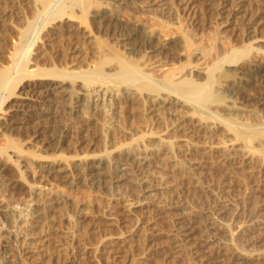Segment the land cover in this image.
Wrapping results in <instances>:
<instances>
[{"label":"rangeland","instance_id":"rangeland-1","mask_svg":"<svg viewBox=\"0 0 264 264\" xmlns=\"http://www.w3.org/2000/svg\"><path fill=\"white\" fill-rule=\"evenodd\" d=\"M9 1L10 0H4L0 2V9L3 7L2 10L7 12L4 18V22L0 26V60H1L0 62L3 66L4 65L8 66L9 64V60H8L9 54L8 53H10L11 50L12 51L14 50L16 46L15 43H17L18 41L19 33L17 30H20V28L23 29L25 27L26 19L30 20L31 19L30 17H32V12L26 9L27 8L26 2H23V4L21 3L17 5V4H14L13 1L12 2L11 1L9 2ZM2 3L4 5H2ZM80 3L82 5L79 4L80 6L79 5L77 6L80 8L68 9L67 10L68 14L67 13L65 14V17H63L60 20L61 22L57 20H55L56 22L55 21H53V23L51 22L50 23L51 25H49L48 28H46L48 30L44 31L40 35V37L37 38L36 44L32 48V53L30 56L31 63L29 62L30 66L28 68L29 70L32 71V67H33V70L36 71V72L32 71L31 72L33 73L32 75L28 74L31 79H29V76H26V75L20 76V74L15 73V72L12 74V85L14 82L13 86H15V88H13V86L11 85V88L13 89L12 90L10 89L9 90L10 92L8 91L5 94V98L6 97L7 98L6 99L3 98V104H4L3 110L6 111V113L10 112L11 110L9 109H13V104L14 106L18 105L23 100V101H26L28 106H25V108L23 106H22L23 108L19 106V108L21 107L22 109L21 112H25L27 114L34 115V116L36 115L38 117L40 116L41 118L39 117L40 121L37 120L38 123L36 122V124L35 122L21 124L19 125L18 128H15V129L6 130L7 128L0 127V149H4V151H7L6 154L9 153L7 155L14 156V157L10 156L11 158L9 157V161H7L9 167L11 166V170L9 168L6 170H3L2 173H4V176L3 177L1 176L2 177L1 179L9 180V178H12V177L15 179L19 178V181H20L19 183L21 184V185L19 184L20 186H17L16 189H11L10 187L3 188L2 186H0L1 189L3 188L1 190L2 192L0 193L1 194L0 201L2 200L5 202L28 201L30 200V193L32 192V189H40L39 191H41V197H43V199H46L49 196L48 194H46L48 193V190L45 189L43 180H41L40 178H37L36 180L31 179V177L30 176L28 177L27 175H25V173H23L21 168L17 165L15 158L18 156V154L23 155L25 156V158H28V159H32V160L35 159L33 164L37 165L38 162L36 161L38 157L40 158V156H45V155L49 156L50 159L51 158L56 159L59 156V158H57V159H61L59 161L69 162L70 159H73L76 154L78 156H80L81 154H86V155L88 154L98 155L99 154L98 156H100L99 152L101 153L103 152L101 156L106 157L105 156L106 153L104 152L106 150L111 151L114 148L111 152V153L114 152V154H111L110 152L107 153V155L110 154L108 155L110 157L107 156V159L108 158L111 159L112 156H113L112 158L114 157L118 158L121 155L120 151L118 152L115 149L116 147L121 148L122 146V149H121L122 153L127 149L131 150L132 148L135 147L134 149H132V152H131L132 155L135 157H137L140 154V148H141V155L142 153H146L147 150H148L147 153L152 154L151 156L152 160L150 158L151 163L145 166H137L138 164L135 161H129L131 162L129 164L130 165L129 167H131L130 171H132L133 176L130 174L131 177L128 176L127 178L129 181L128 180H126L127 182L124 181L123 189L121 190V195L127 192L125 194L126 196L129 195L127 196V200H130L133 203L134 201L138 202L139 200L140 201L138 202L139 204L142 202L141 198L143 199L145 198L144 199L145 201L143 200L144 202H142L143 204L141 203L140 206L145 205L148 202V201L146 202V200L149 197L150 198L152 197V199L153 198L155 199V201L153 199V202H155L154 204L158 202L157 200L160 201V199L163 197L162 198L163 200L161 199V204L162 202L163 203L165 202L166 205L163 204L165 205V207H163L162 205H160L159 202L157 203L159 204V206H161V208L159 207L161 211H159V209L157 208L154 209L155 211H153L151 210L152 208L151 209L149 208L150 210H148L147 207H137L139 211L136 209L137 211L135 210L134 214H136V212H139L141 216H144V215L148 217L152 216L154 222L156 223L159 221L160 225L162 226L161 228H158L160 225L157 223L156 226L158 229L162 230L163 228L164 232L169 230L171 231L170 232L171 234L172 229H170V227L171 228L175 227L174 226L175 223L173 225V222L176 219H178L179 216H183L182 213H184L185 216L183 217L189 218L190 216V219L194 218L195 220L196 219L197 220L199 219V221L202 220V222L199 225L203 228L205 232L203 234V237L198 235L196 239L189 242L188 247L186 246L187 248H185L184 250H180L181 253L179 252V250L178 251L176 250L177 248H175L174 250L173 247L171 246L170 248L173 249V253L170 256V253L172 252V250L168 248L169 251H167L166 256H165L166 260L164 259L165 260L164 261L163 260L164 257L160 256V259L161 258L162 259L161 260L158 259V260L160 261L163 260V261L162 263L159 261V263L163 264L164 262L165 264H168V263L169 264H210L209 261H205V257L207 254L206 253L207 243H209L210 245L216 244V242L219 241V239L223 237L222 226L227 223L231 224L232 230L234 233L238 234L242 232L246 236L247 240H244L243 238H241L240 241H242L243 243L239 242V245L243 249H245L246 252L250 254L258 255V253L264 249V225H263L264 224V159H263L264 155L262 154L263 156H261L260 155L261 152L259 154L257 150L255 151L256 154H254L253 151H248V152H251L252 154L250 153L249 155L250 158L249 160L247 158L248 161L246 160L247 161L246 164H244L243 162L242 164L241 161L239 160L237 161L235 159H232L231 158L232 156L229 153L232 151L231 146H233L232 145L233 142H234L233 144L235 145L236 139L233 140L235 137H232L234 134L233 133L229 134L223 128L224 126L219 127L216 125V123H214V121L207 123L212 128L210 129L207 127L208 129L203 130L205 133L204 132L189 133L188 132L189 130H187V127H188L187 122L183 121V120L186 121V118L182 117V115L186 113L185 111L186 109L181 106L180 107L172 106L173 108V109L171 108L172 111H167L166 113L162 115L163 120L162 119H160L159 121L154 120L152 117H150L151 115L148 114V111H147V107H148L147 99L150 97V95L148 94L147 95L143 94L144 96L142 95L143 97H140V98L136 97L137 99L135 98L132 101L124 100V102H121L120 104V106L122 105L119 108L120 110L119 109L114 110L115 106L117 105L116 104L117 99L119 97L125 96L126 94L123 95V93H120V92L119 94H117L118 91L116 92V90H113V91L111 90L109 91L110 94L112 92L111 95L109 94L110 97L107 95L105 100L102 101L103 102L101 104L102 107L100 106L97 109H92L93 107L92 100L94 98V95L92 93L93 90L91 88L97 86L98 82L95 81L94 84L93 83L90 84L88 82V86H89L88 88L86 86L87 81L84 79H81L79 75H78V78H79L78 79L79 81H78L77 75H76L78 73L85 72V70L88 71V68H90V70L93 69L92 67L95 66L96 63L99 61L98 58L100 60L102 59L101 56L103 57L104 55V54L103 55L101 54L102 52L107 55L109 52L111 53V55H112V52L114 54L116 53L120 54L122 52L120 55L123 54L122 56H125L126 58L128 57L129 58V59L127 58L128 60L132 58L131 56L130 58L129 56L125 55L126 53L124 52V49L121 48L122 46L119 45L120 47L119 48L117 43H114L115 40H114L113 33L114 31H118V29H120L119 25L116 26L114 24L115 20L111 21L110 23V20L107 19V23L110 24L111 27L109 25L104 26V27H97L99 25L94 26L91 23V20L88 14V9L90 8L91 10L94 7V5L96 7V5L105 4V6L110 8L109 10L112 11V13L115 12V15L118 16V19L120 18L118 22L120 24H123L126 30L130 29L131 27L130 30L134 31L137 26L138 27L136 28V30L144 31L145 29V31H147L146 32L147 36H150L151 38L147 37L145 35L146 33L144 35H140L139 39H137L140 45H147L149 41L151 42H149L148 45H152L157 41L159 42V40L165 41V39L173 41V44H174L173 52L175 56L177 55L175 58L178 59L179 62H183L185 60L184 61L185 63L187 61V56H188L187 54L189 53L188 52L189 49L187 46V40L199 42L201 44H205V43L208 44L209 42H211V38H213L215 32L218 31L219 45L221 47H227L231 44H239L242 39H246L248 36L244 34V32L240 30L239 28H234L233 26L227 27L225 24L222 23L224 17L218 15L220 0H122V2L117 1V0H107V2L106 0H81ZM107 3L111 5L109 6ZM185 6H188V7L190 6L191 8L188 11H184L183 7ZM11 7L13 9H11ZM84 8H85V11H87L86 13L82 12V9L84 10ZM79 9L81 11H79ZM2 10L0 11L3 12ZM71 10H73V12ZM70 14L71 15L73 14L74 16L76 15L75 18L77 19V20L75 19V22H72V24L68 22V18H67V17H70ZM263 15H264V11H263ZM132 20H135V21L132 22ZM65 21H67L68 24ZM9 22H12V23H9ZM6 23H7V26H6ZM8 24L15 25L14 27L15 29L13 30L12 28H10ZM59 24H62L63 31L54 29V27H56ZM79 24L84 25L85 27L87 25L88 26L93 25L95 28L93 26L92 27L90 26V27L92 28L93 31L96 32V35H98L97 39L99 41L95 40L96 42L95 41L94 42L96 44L94 42L88 43V40H85V38L82 37L80 33H78L80 35L79 37L77 35V32L74 31V28H73ZM113 27L116 30L113 29ZM99 28H101V30ZM96 29L100 30L101 32ZM107 29L110 30L108 33H107L108 31ZM150 31H152V33ZM106 34L109 36H107ZM152 34L153 36H151ZM112 35H113V39H111ZM144 36L148 39H146ZM176 40L178 41L177 43H176ZM13 41L15 43H13ZM112 45H114L115 47H113ZM109 46L113 47L114 49H111ZM97 47H100V48H97ZM102 47L105 49L102 50ZM155 55H157V57H160V54L159 55L155 54ZM134 57L137 60L141 59L140 62L135 61ZM134 57L132 58L131 62L132 61L133 63L138 62V63H135L137 65H142L143 61H145V59L140 58V56L139 57L134 56ZM181 58L184 60H182ZM99 63L100 62L97 63V66ZM109 65L111 66L110 67L107 65L105 66L111 70L115 68L116 64H113V66L112 64H109ZM97 66H95L94 68H96ZM57 67L62 68L60 70H66L68 72H72L75 69H76L75 71H77V72L75 71L72 72L76 76L75 78L76 82H75L74 76H71V78L68 77L66 80L67 81L66 87L67 88L69 87L68 89L70 91L69 92L70 95L72 93H73L72 94L73 96L74 94L76 95L75 97H72L71 95L72 98L71 97L70 98L72 100L69 98L70 100L68 99L67 100L68 102L62 101V104H61L62 106L56 105L58 104L57 96L54 93L55 91L48 90V84H45L43 82L44 81L43 78L45 76H41V77L39 76V73H44L43 72L44 70L45 72H47V69L49 70V69L55 68L58 70L59 68ZM106 67H104L105 70H108ZM17 76L21 78H17ZM83 81L85 82V85L83 84ZM30 89H33V90L31 91ZM260 92L261 91H259V94ZM11 93L13 95H11ZM91 93L92 95H90ZM243 93H241L240 99H238V101L234 104L231 103L229 100H225V102H223V100H221L222 94L219 93L218 95L219 99H217L219 100V102H216L217 101L216 100L215 101L216 105H214L213 108L215 107V108L220 109L219 111L221 112V114L224 115L225 113L226 117H228L227 115L230 114L229 117L231 116V118H234L232 115L235 114L234 115L235 120L239 119L238 122L239 121L249 122V120H251V122H254L253 120L254 117L253 115L252 117L250 116L251 113H249L250 111H247L248 110L247 108L251 107V109L249 108V110L260 111L261 106L260 104L256 103L255 100L248 99L250 98V96L246 92L244 94ZM19 94L22 96H20ZM26 94L28 95L27 97H25ZM76 96L80 97L81 102L83 104L82 106L75 108L76 101H77ZM89 96L92 98H90ZM22 97H25V98H22ZM87 98L88 99L90 98L92 101V103L89 102L90 105H88L89 103H88ZM94 99L96 100V97ZM70 101L72 102L74 101V102L71 103ZM63 104L66 107H64ZM111 104L112 106H110ZM230 104H233V105H230ZM72 105H73V108H72ZM255 107L256 108L258 107L257 108L258 110H256ZM70 111H74V112H70ZM115 111L117 112V114L113 113ZM173 111L175 113H173ZM169 112H172V113H169ZM230 112L233 114L231 115ZM260 112H261L260 114L262 118L264 119V110ZM188 115L190 117L191 116L194 117L193 115H191V113ZM236 115H237V118H236ZM0 116H2V114ZM181 124H183L182 128H180ZM62 130L64 131L62 132ZM45 132H46L45 135L46 136L49 135L51 141L55 140L54 142H52V145H50L52 147L49 146V148L47 147L46 150L43 149L41 146L40 147L37 146L38 144L42 145V141L41 140L38 141V139L36 140L34 137V135L36 136V135H41V134L45 136L44 135ZM153 132H155L156 134ZM51 133L52 135L53 134L55 135L56 133L57 136L56 135L52 136ZM143 134L146 136H144ZM160 134H162L161 137H160ZM51 137H53L54 139H52ZM162 138L164 139L162 140ZM59 139H63L62 140L63 142L62 143L57 142L59 141ZM34 141L35 143L36 141H38V143L35 144ZM76 142L78 144L77 146L78 148L75 147ZM226 142L227 143L229 142L228 145ZM236 142L239 143L238 140ZM32 143L34 146H32ZM238 143L236 145H238ZM255 143L256 144H254V147H256L257 145L256 148H259L258 142L256 141ZM131 144L132 145L136 144V145L132 146ZM141 144L143 146H141ZM211 144L212 146L213 145L215 146L213 147L214 149L212 148L213 149L212 151H209L210 152L209 153L208 150L210 149H207L208 148L207 146L208 145L211 146ZM58 145H59V148H58ZM137 145H140L141 147L140 146L137 147ZM36 146L38 147V149ZM128 146L130 147L132 146V147L128 148ZM144 146H148V147H145V149L147 148L145 152L143 151L145 150ZM224 147L226 150L224 149ZM104 148L106 150H104ZM123 148L125 149L124 151H123ZM134 150H137L139 152H135ZM248 152L246 154L247 157H248ZM16 153L18 154L16 155ZM155 155L158 158H156ZM60 156H62L63 158ZM153 160H155V162H153ZM12 168L16 169L15 173L14 172L12 173ZM7 171L9 175L5 174L7 173ZM7 176H10V177L8 178ZM129 177L132 178L133 180L135 178L137 181H140L141 179H146V180L150 179L151 181L147 180L148 184L152 185V187L154 188L155 187L157 188V189L153 188L154 193L157 190V194L153 195V193H149V195L151 194V196L146 197V195L148 194H145V192L144 193L140 192L141 191L140 187H138L133 181H131L132 179H129ZM33 182H35V184H33ZM53 187L59 189L58 191L64 192L71 196L78 197V199L80 198L81 199L80 201L83 202L84 211H82L83 206L80 209L76 208L77 210H73L75 207H72V205L71 206L65 205L66 207H69V209L64 206H61L63 207V209L61 208L62 210L61 209L60 210L63 211V213L67 212L66 216H65V213L63 215L62 212L60 213L58 211L60 213L59 215H61L60 218L57 217L58 216V212H57V214L55 215L56 217H53L52 220H48L47 223L42 225L43 227L41 228L34 227L33 231L35 234L32 236L30 240L32 242H36L39 240L40 242L37 244V246H39L40 243H44V245H46L44 250H46L47 248V250L44 251V253L45 252L48 253L49 251L50 252L48 256L46 254H44L43 256L39 254L40 255L39 256L37 254L39 250H35V252L32 255V258L28 259L29 260V261L27 260L28 263L26 262L25 264H57L58 262L56 261L57 259L56 257H58V254L60 253V251H58L59 244L64 243V245H68V246L74 245L76 247L79 245L78 247H80L82 245L81 242L86 243L87 241H94L96 237L101 236L100 232L103 234V231H104L105 233V229H103V227L105 226L106 219H104V217L110 212H118L120 210L119 201L113 204H109V202L107 203L105 199L101 198V196L98 194L97 191L93 190L92 188H88V186L86 187L85 185L83 187L81 186L77 190H70L66 187H63L57 184H54ZM53 187H50V188L52 189ZM136 191H138V193ZM134 194L136 195L135 196L136 198L140 194L141 195L138 197V199H136L134 198ZM158 194L159 195L161 194L160 195L161 198ZM125 195H123V198H125ZM142 195L145 197H142ZM242 195H244V198L246 199V202H247L246 207L244 209L242 208V206L239 204L237 200L238 197H241ZM128 197L131 199H129ZM150 198H149V201H151ZM169 202H171V204ZM176 206H178V209ZM170 207H173V208H170ZM144 208H146V210H148L147 212L149 213H146ZM163 208L164 209L166 208L167 211L169 210L172 213L167 212L166 210H163L162 212ZM156 210L158 214L155 213ZM76 211H79V212L76 213ZM80 211H81V214H79ZM99 211H100V214H102V212L104 213L102 214L104 217H101V215L98 214ZM179 211L181 215H179L180 214ZM74 212L76 213L77 217L74 215ZM83 212L86 214L82 215ZM144 212L145 214H143ZM173 212L174 214H177L176 216H174L175 220H174V217L172 218L171 216V215H174ZM139 213L137 215H134L133 217L135 216L139 217L140 216ZM69 214H71L72 216L74 215L73 219L74 217H76V219H78L79 222L81 221L82 223H79V222H77L79 224H77L76 222H75L76 224L74 222L70 223L71 221L70 219L72 216L70 215V218H69L68 217ZM90 214L91 215L94 214L96 216L91 217ZM79 215H81L82 218L81 216L79 217ZM161 215L162 216L164 215V217L166 216L165 219L164 217L162 218ZM155 216H156V219H154ZM64 218L67 220H64ZM83 218L87 220L85 221ZM98 218L100 220H98ZM166 218H167V221H166ZM56 219L57 221H55ZM68 219L70 220L69 222H68ZM90 219L92 222L88 221ZM101 219H104V220L102 221ZM170 219H173V220H170ZM168 220H170V223L172 224H170ZM94 221H97V223ZM57 222L59 224H57ZM79 225L80 227H78ZM73 227L75 230L73 229ZM71 231L73 233L75 232V234H73ZM163 231L162 233H164ZM168 232H165L162 235V236L167 235L166 236L167 238L165 236L162 237L161 236L162 233H161L157 241L159 240L158 242L161 243L160 241L163 239L165 241L162 240L163 241L162 243L166 242L170 238L168 237L170 236L168 235L169 234ZM67 234H69L70 237ZM78 234L80 235V237ZM72 235H76L75 237L77 238H75ZM89 237L92 240H90ZM85 238H87V241ZM2 241L3 240L0 239V242ZM16 254H17L16 245H13L11 248L8 247L6 254L4 253V257L7 259L6 264H17L18 257L16 256ZM0 256H1V253H0ZM49 256H51V258ZM48 258H50L51 260ZM168 258H170L169 259L170 261L168 260ZM81 260L82 262L84 261L83 264L84 263L87 264L88 262H89L88 264H92V262L89 261L87 258H82ZM94 264H98V263H94Z\"/></svg>","mask_w":264,"mask_h":264},{"label":"bare ground","instance_id":"bare-ground-1","mask_svg":"<svg viewBox=\"0 0 264 264\" xmlns=\"http://www.w3.org/2000/svg\"><path fill=\"white\" fill-rule=\"evenodd\" d=\"M2 1H4V0H0V2H2ZM10 1L11 2L13 1V3L17 4V5L21 4V3L23 4V2H26V4H27L26 9H28L29 11L32 12V17H30L31 18L30 20L26 19L25 27L23 29L20 28V30H17L19 33V36H18L19 38H18L17 43H15L13 41V43H15L16 46H15L13 51L11 50V52L8 53L9 54L8 55V60H9L8 66H5V65L3 66L0 62V115L2 114V116H0V119H1L0 127L7 128L6 130L18 128L19 125H21V124L33 123V122H35V124H36V122L38 123L37 120H39L40 116L38 117L36 115L34 116V115L27 114L25 112H21L22 106L24 108H25V106H28L26 101L22 100V102H20L18 105H15V106L13 104V109H9L11 111L6 113V111L3 110V105H4L3 104V98H5V94L10 89L12 90L13 88H15V86H13L14 82L12 85V74L14 72L20 74V76L21 75L29 76L30 74L31 75L33 74V73H31L32 71H34L33 67H32V71L29 70L28 68L30 66L29 64L31 63L30 62V60H31L30 56L32 53V48L36 44L37 38H39L40 35L44 31L48 30L46 28H48V26L51 25L50 24L51 22L53 23V21H55V20L60 21L63 17H65V14L67 13L68 9L80 8L77 6L79 4H81L80 3L81 0H10ZM117 1L122 2V0H117ZM106 2H107V0H106ZM3 3H2V5H4ZM2 5H1V7H2ZM2 8L0 10H2ZM22 8H23V6H22ZM190 8H191L190 6L189 7L185 6V7H183V10L188 11ZM11 9H13V8L11 7ZM109 9L110 8L105 6V4L104 5L103 4L102 5H96V7L94 5V7L91 10L89 8L88 14H89V18L91 20V23L94 26L99 25L97 27H104V26H108V25L111 27V25L107 23V19L110 20V23H111V21L115 20L114 24L116 26L119 25L120 29L117 28L118 31L112 30V31H114V33H113L114 40H115L114 43H117L118 47H119V45L122 46L121 48L124 49L126 56H129V57L131 56L132 58L134 56H138V57L140 56V58H144L145 61L142 60L143 61V63L141 62L142 65H137L135 63L140 62L141 59L137 60L134 57L135 61H138V62L134 61L135 63H133V61L131 62V60H132L131 57H130L131 59L128 60L129 59L128 57H127L128 58L127 59L125 56H122L123 54L120 55L122 52L120 54L119 53L114 54L112 52V55L110 52L108 53V55L102 52L101 54L102 55L104 54V55H103V57L101 56V58H102L101 60L98 58V60H99L98 62H100L98 64V66H97L98 62L97 63L94 62V63H96V65H95V66H97L96 68H94L95 66H93L92 67L93 69H91V70H90V68H88V71L85 70V72H83V73L76 74L77 80L79 79L78 78V75H79L81 79H84L87 81L86 86L88 88H89L88 82L90 84L91 83L94 84L95 81L98 82V85L95 84L97 86L94 85L95 87L91 88L93 90L92 93L94 95V98L96 97V100L94 98L92 100L93 101V105L91 104L93 106V107L91 106L92 109L99 108L101 106V104L103 103L102 101L105 100L106 96L107 95L109 96V94H110L109 91H111V90L112 91L116 90V92L118 91L117 94H119V92L123 93V95L126 94L125 96L119 97L117 99V101H116L117 105L115 106L114 110L119 109L122 106V105L120 106L121 102H124V100L132 101L136 97L140 98V97L144 96L143 94H145V95L148 94V95H150V97L147 99V101H148L147 111H148V114L151 115L150 117H152L154 120L159 121L160 119H162V115L164 113H166L167 111H172V109H173L172 106H175V107L181 106V107L186 109L185 111H186L187 115L185 113L182 115V117L186 118V121L185 120H183V121L187 122V126H188L187 130H189L188 131L189 133L204 132L203 130H206L208 128L211 129L212 127H210V125H208L207 123L214 121V123H216L217 126H219V127L224 126L223 128L229 134L233 133L235 135V136L234 135L232 136V137H235L233 140L236 139V141L238 140L239 143L235 141V145L238 143V145L235 146L233 144L234 142L232 140L231 141L233 143L230 142L233 145V146H231L232 151L229 153L232 156L231 157L232 159H235L237 161L239 160V161H241V163L243 162L244 164H246V162L250 158L249 155L251 153L248 151H253L254 154H256L255 151L258 150L259 154L261 152V154H260L261 156L264 155V119L262 118V116L260 114L261 113L260 111L264 110V15H263L264 0H220L218 15L224 17L222 23L225 24L227 27L233 26L234 28H239L248 37L246 39H242L239 44H231L227 47H221L219 45V43H218L219 42L218 31L215 32L213 38H211V42H209L208 44L205 43L206 45L201 44L199 42L187 40V46L189 49L188 50L189 53L187 54L188 55L187 61L185 63H184V61H185L184 59L181 58L184 61L179 62L178 59L175 58L177 55L176 56L174 55V52H173V50H174L173 45L174 44H173V41H171V40H167V39H165V41L159 40V42L158 41L155 42L156 44L154 42H152V43H154L152 45H148V43L151 42V41H149L147 43V45H140L138 43L137 39H139L140 35H144L147 31H145V29H144L145 32L141 31V30H136V28L138 26L136 28L134 27L135 28L134 31L130 30L131 27H130V29L126 30L125 26L118 22L120 18L118 19V16L115 15V12L112 13V11H110ZM7 10H8V8H7ZM71 11L73 12V10H71ZM79 11H81V10L79 9ZM82 12L86 13L87 11H85V8H84V10L82 9ZM6 13H7L6 11H3V12L0 11V26L4 22V18L6 16ZM17 14H18V12H17ZM72 15L70 14V17H67V15H66V17L68 18V22H70L71 24H72V22H75V19H76L75 18L76 15L75 16L74 15L72 16ZM134 21L135 20H132V22H134ZM65 22L67 23V21H65ZM9 23H12V22H9ZM127 23H126V25H127ZM81 24L77 25L76 27H73L74 31L77 32V35L79 37H80V35L78 33H80L82 35V37L85 38V40H88V43L94 42L95 40H98L97 39L98 35H96V32L93 31L91 28L93 25L92 26L90 25L91 27L88 25H87L88 27L87 26L85 27L84 25H81ZM6 26H7V23H6ZM8 26L10 28H12L13 30L15 29L14 28L15 25L8 24ZM16 29H17V27H16ZM54 29L61 31L62 30V24L57 25L56 27H54ZM99 29L101 30V28H99ZM113 29H115V28L113 27ZM96 30H98V29H96ZM100 30H98V31H100ZM109 31L110 30H108L107 33ZM94 32H95V34H94ZM150 32L152 33V31H150ZM153 33H154V31H153ZM156 34H157V32H156ZM113 35H112L111 39H113ZM145 35L147 36V33ZM148 35H149V33H148ZM107 36H109V35H107ZM151 36H153V34ZM147 37L151 38L150 36H147ZM146 39H148V38H146ZM177 40H176V43L178 42ZM114 43H112V44H114ZM174 43H175V41H174ZM112 46L115 47L114 45H112ZM100 47H97V48H100ZM104 47H106V46H104ZM113 47H110V48L114 49ZM103 49H105V48L102 47V50ZM111 49H109V50H111ZM155 54H158V55L160 54V57H157V55H155ZM179 58H180V56H179ZM109 64H112V66H113V64H116L115 68L111 69V70L108 69V67H106L105 65L110 67L111 65H109ZM104 67H106L110 71L105 70ZM57 68H59V67H57ZM60 69H62V68H59L58 70L55 68L49 69V70L47 69V72H45V70H44L43 71L44 73H39L40 77L45 76L43 78V80H44L43 82L45 84H48V90H54L55 91L54 93L56 94L57 100H58L57 101L58 104H56V105H58V106H62L61 105L62 101L68 102L67 100L73 94L71 92L72 94L70 95V93H69L70 91L68 89L69 87L68 88L66 87L67 78L68 77L71 78V76H74V79L76 78L75 74L72 73L76 69L75 70L72 69L73 70L72 72H68L66 70H60ZM34 72H36V71H34ZM75 72H77V71H75ZM17 78H21V77L17 76ZM29 79H31L30 76H29ZM22 80H23V78H22ZM75 82H76V79H75ZM83 84L85 85L84 81H83ZM11 85L13 86V88H11ZM30 85H31V83H30ZM30 90L32 91L33 89H30ZM258 90L261 91L260 94H259ZM34 91H35V89H34ZM74 92H76V91H74ZM243 92L244 93L246 92L250 96V98H248V99L255 100L256 103L260 104V106H261L260 111L249 110V108L251 109V107L247 108L248 110L245 108L247 111H250L249 113H251V115H250L251 117L253 115L254 119L253 118L252 119L254 120V122H251V120H249V122H244V121L238 122L239 119L235 120V116H234L235 114L232 115L233 113L230 112L234 118H231V116L229 117L230 114L227 115L228 117H226L225 113H224L225 116L223 114H221V112L219 111L220 109L215 108V107H214L215 109L213 108V106L216 105V102H219V100H217V99H219L218 98L219 93L222 94L221 100H223V102H225V100H229L231 103L234 104L238 101V99H240L241 93H243ZM92 93L90 95H92ZM153 93H155V94H153ZM111 94H112V92H111ZM11 95H13V94L11 93ZM75 95L76 94H74V96L72 95V97H75ZM20 96H22V95H20ZM27 96L28 95L26 94L25 97H27ZM25 97H22V98H25ZM90 98H92V97H90ZM5 99H4V101H5ZM76 99H77V101H76L75 108L82 106L83 103L81 102L80 97L76 96ZM89 99L87 98L88 103L89 102L92 103L91 99H90V101H89ZM66 102H65V104H66ZM70 102L73 103L74 101L73 102L70 101ZM226 102H228V101H226ZM233 104H230V105H233ZM88 105H90V103ZM19 106H21V107L19 108ZM70 106H69V108H70ZM110 106H112V104ZM64 107H66V106L64 105ZM72 108H73V105H72ZM257 108H256V110H258ZM110 109H112V108H110ZM174 110H175V108H174ZM76 111H77V109H76ZM70 112H74V111H70ZM189 112L194 117H192V116L190 117L188 115V114H190ZM113 113L117 114L116 111ZM169 113H172V112H169ZM173 113H175V112L173 111ZM176 113H177V111H176ZM227 113H229V112H227ZM92 114H93V112H92ZM184 115H186V116H184ZM65 118H67V117H65ZM144 118H146V117H144ZM236 118H237V115H236ZM244 118H245V116H244ZM154 120H152V121H154ZM247 121H248V119H247ZM60 122H61V120H60ZM204 125H206V126H204ZM213 125H215V124H213ZM182 126H183V124H181L180 128H182ZM47 129H48V127H47ZM63 129H64V127H63ZM63 131L64 130H62V132ZM42 132H44V131H42ZM46 132H47V130H46ZM46 132L44 133V135L46 134ZM57 132H59V131H57ZM62 132H60V133H62ZM153 133H155V132H153ZM65 134H66V132H65ZM51 135H52V133H51ZM55 135H56V133H55ZM63 136H64V134H63ZM144 136H146V135H144ZM161 136H162V134H160V137ZM34 137L36 140L38 139V141H40V140L42 141V145L38 144L37 146H39V147L41 146L45 150L47 147L49 148V146L52 145V142L55 141V140L51 141L49 135L43 136V134H41V135H36V136L34 135ZM51 138L54 139L53 137H51ZM158 138H159V136H158ZM56 139H57V137H56ZM163 139L164 138H162V140ZM62 140L63 139H59V141H57V140L56 141L62 143L63 142ZM183 140H185V139H183ZM228 140H230V139H228ZM38 141H36V143H38ZM256 141L259 144V148H256L257 145H256V147H254V144H256L255 143ZM34 143H35V141H34ZM228 143H227V145H228ZM136 144H133V145L131 144V145L135 146ZM142 144H143V142H142ZM142 144H141V146H143ZM59 145H58V148H59ZM157 145H158V143H157ZM32 146H34L33 143H32ZM77 146H78V144L76 142L75 147H77ZM138 146H140V145H137V147ZM214 146L215 145L212 146V144H211V146L208 145L207 146L208 148L207 147H205V148L210 149V150H208V152H209V151H212L214 149L213 148ZM50 147H52V146H50ZM129 147L130 146H128V148ZM145 147H148V146H144V149H145ZM105 148H104V150L107 149V148L106 149ZM117 148L118 147H116L115 149L118 152L120 151V153H121V155L118 158L117 157L112 158L113 157L112 156L111 159H109V158L107 159V156L110 155V154L107 155V153H109V152L111 153L112 150L114 149V148L113 149L111 148L112 149L111 151L106 150L104 152V153H106L105 154L106 157L101 156L103 152L102 153L99 152L100 156H98L99 155L98 153H97L98 155L81 154L82 156L81 155L78 156L76 154L77 156L75 155L76 157L75 156H74V158L72 157L73 159H70L69 162H66L64 160H63L64 162L59 161L61 159H57V158H59L58 155H57L58 157L56 158L57 160L54 158H53L54 160L52 158L50 159V157L46 156V155L45 156L39 155L40 158L38 157V159L36 161V162H38L37 165L33 164L35 159H33V160L28 159V158H25V156L19 155L18 153H16V155L18 154V156L15 158V161H16L17 165L21 168L23 173H25V175H27L28 177L30 176L31 179H33V180H36L37 178H40L41 180H43L44 187L46 190H48V193H46V194H48L49 196L46 199H43V197H41V191H39L40 189H32V192L30 193V200H28V201H25V202H19V201L18 202L17 201L16 202H14V201L13 202L12 201L5 202L3 200L0 201V239L3 240L2 242H0V253H1L0 264H6L7 259L4 257V253L6 254L7 248L8 247L11 248L13 245H16V248H17V254H16V256L18 257L17 264H25L28 259L32 258V255L35 252V250H39L37 253L38 255L40 254L43 256L44 254H46L48 256L50 251L48 250L49 251L48 253H46V252L44 253V251L47 250V248H46V250H44L46 247V245H44V243H40L39 246H37V244L40 242L39 240L36 242H32L30 240L32 238V236L35 234L33 231V228L34 227H37V228L43 227L42 225L47 223L48 220H52L53 217H56L55 215L57 214L58 211L60 213L61 212L63 213V211H61L63 209V207H61V206L66 207L68 205H70V206L72 205V207H75L74 209L72 208L73 210H77V209L82 208L83 202L80 201L81 200L80 198L78 199V197L71 196V195L66 194L64 192L58 191L59 189L53 187L54 184L66 187L70 190H77L79 187H81V186L83 187L85 185V187L88 186V188H92L93 190L97 191L98 194L101 196V198L105 199L107 201V203L109 202V204H113L117 201L120 202V210L118 212H110V213L107 212L109 214L106 215V213H105L106 216L104 217L102 215L104 213L102 212V214H100V211H99L98 214H100L101 217H104V219H106V223H105L106 228H105V226L103 227V229H105V233H104V231H103V234L100 232L101 236L97 235L99 237H96L94 239V241H87V238H88L87 237V238H85L87 242L86 241H85L86 243L81 242L82 245L80 247H78L79 245L77 247L74 245L73 246L64 245L63 242H62L63 244L58 243L59 244V250H58V248H57V250L60 251V253L58 254V257H56L57 258L56 261L58 262L57 264H83L85 259L82 262V260H81L82 258H87L89 261L92 262V264H94V263H98V264H153V263H155V264H158L159 261L162 259V258L160 259V256H163L164 257L163 260H164L167 251H169L168 248H170L171 246L173 247L174 250H175V248H177L176 250L177 251L179 250V252H180V250H184L185 248H187L188 243L193 241L194 239H196V237L198 235L203 237V234L205 232H204L203 228L199 225L202 222V220L201 221H199V219L195 220L192 217L194 219L193 220V219H190V216H189V218L183 217V216H185L184 213H182L183 216H179V218L175 220L174 216H176L177 214H174V212H173L174 215H171V216H172V218L174 217L175 221L173 222V225L175 223V225H174L175 227H172V228L170 227V229H172L171 234H170L171 231H169V230L165 231V232L169 231L168 235H170V236H168V237H170V238L167 240L166 239L167 235L166 236L164 235L166 237L165 239L167 240L166 242L162 243L163 241H165L163 239H162L163 241L162 240L160 241L161 243L158 242L159 240L157 241V239H159L158 237L160 236V234L163 231V228H162V230L158 229V228L162 227L160 225L159 221L157 220L158 222L155 223L152 216L151 217H148L146 215L141 216L139 212H136V214H134V211L137 209V207H147L148 210H150L152 208L151 210L155 211L154 209H156V208L159 209V207L161 208V206H159V204H157L158 202L163 207H165L166 204H165V202L164 203L162 202V204H161V199L163 198V197L161 198V196H160L161 194L160 195L158 194L161 198L160 199L158 197L160 199V201L157 200L158 202L156 204H154L155 203V202H153L154 198L153 199H152V197L150 198L149 196H151V194L149 195V193H153V195L154 194L156 195L157 190L154 193V189L156 187L154 188V187H152V185L148 184V181L150 179H147L148 181L146 179H141L140 181H137L134 177H133L134 180L132 178H130L131 175L133 176V174H132V171H130L131 167H129L130 166L129 164L131 163L129 161H135L138 164L137 166H145V165L151 163L150 158H151L152 154L147 153L148 150L146 151V149H147L146 148L145 150H143L144 152L146 151V153H142V155H141V148H140V154L137 157H135L131 153L132 149H134L135 147L132 148L131 150H129V149L125 150L124 149L125 147H124L123 151L124 150L125 151L123 153L121 152L122 146H121V148L119 147L120 149L119 148L117 149ZM37 149H38V147H37ZM224 149H225V147H224ZM116 150H114V151H116ZM137 150H138V148H137ZM137 150H134V151L139 152ZM6 152L7 151H4V149H0V186H2L3 188L10 187L11 189H16L17 186L21 185L19 183L20 182L19 178L15 179L13 177L9 178L10 176H7L9 178V180L8 179H3V180L1 179L4 176V173H2L3 170H6L8 168L11 170V166L9 167L7 161H9V157L12 155H7L9 153L6 154ZM247 152H248V157L246 155ZM11 154H13V153H11ZM111 154H114V152ZM119 154H117V155H119ZM84 155H86V156H84ZM12 157H14V156H12ZM60 157H62V156H60ZM108 157H110V156H108ZM155 157H156V155H155ZM156 158H158V157H156ZM247 158H248V160H247ZM263 159H264V157H263ZM151 160H152V158H151ZM157 161H159V160H157ZM153 162H155V160H153ZM131 166H133V165H131ZM196 167H198V166H196ZM15 170H16L15 168L14 169L12 168V173L13 172L15 173ZM8 171H7V173H5L6 175L8 174ZM10 175H12V174H10ZM128 176H130L129 179H132L131 181H133L138 187H140V190H141L140 192H142V193L145 192V194H148V195H146V197L148 196L151 201H149V198H148L146 200V202L147 201L148 202L145 205L140 206V204L145 201L144 200L145 198L144 199L141 198L142 202L139 204L138 203V202H140L139 200H138V202H136V201H134L135 200L134 199L133 200L134 203L130 200H127V196H129V195H127V196L125 195L127 192L125 194L121 195V190L123 189L124 181L127 182L126 180H128L127 179ZM33 184H35V182H33ZM50 187H53V188L51 189ZM2 189L0 187V193L2 192L1 191ZM173 189H175V188H173ZM136 192L138 193V191H136ZM171 193H173V192H171ZM123 195H125L126 199L123 198ZM143 195H142V197H145ZM162 195H163V193H162ZM135 196L136 195L134 194V198H136ZM139 196H137L136 199H138ZM129 199H131V198H129ZM237 200H238L239 204L242 206V208L244 209L246 207V204H247L246 199L244 198V195H242L241 197H238ZM154 201H155V199H154ZM169 203L171 204V202H169ZM163 204H165V205H163ZM174 205H176V204H174ZM168 207H169V205H168ZM173 207H170V208H173ZM176 207L178 209V206H176ZM66 208L69 209V207H66ZM83 209H84V206L82 208V211H84ZM144 209H145L146 213H149V212H147L148 210H146V208H144ZM137 210L139 211V209H137ZM163 210L167 211L166 208L165 209L163 208L162 212H163ZM159 211H161V210L159 209ZM59 212H58L57 217L60 218L61 215H59L60 214ZM78 212L79 211H76V213H78ZM140 212H141V210H140ZM167 212H171V211L168 210ZM64 213H63V215H64ZM66 213H65V216H66ZM76 213L74 212L75 216H76ZM138 213L140 215L139 217H137V216L133 217L134 215H137ZM155 213H157V210ZM179 213H180V211H179ZM79 214H81V211ZM85 214L86 213L83 212L82 215H85ZM143 214H145V212ZM161 214H163V213H161ZM70 215L71 214H69V216H68L69 218H70ZM179 215H181V213ZM73 216L70 219L71 221L68 219V222L69 221H70V223L71 222H74V223L79 222V220L76 219L77 216L74 217V219H73ZM80 216L81 215H79V217ZM92 216L94 217L96 215L92 214L91 217ZM163 217H164V215L162 216V218ZM165 217H164V219H165ZM81 218H82V216H81ZM99 218H100V216H99ZM99 218H98V220H100ZM158 218H159V216H158ZM83 219L85 220V218H83ZM104 219H101V220L103 221ZM154 219H156V216ZM207 219H209V218H207ZM64 220H67V219L64 218ZM170 220H173V219H170ZM170 220H168L169 223H170ZM55 221H57V219ZM88 221L90 222L91 219ZM97 221H94V222L97 223ZM166 221H167V218H166ZM79 223H82V222L80 221ZM79 223H77V224H79ZM157 223L160 225L158 228L156 226ZM57 224H59V223L57 222ZM170 224H172V223H170ZM74 227H73V229H74ZM78 227H80V225ZM76 232H77V230H76ZM164 233H162L161 236ZM222 233H223V237L220 238L219 241L216 242V244L210 245L209 243H207V251H206L207 254L205 257V261H209L210 264H262V263H264V249L261 250L258 253V255H254V254H250V253L246 252L245 249H243L239 245V242H242V241H240L241 238H243L244 240H247L246 236L242 232L238 233V234L234 233L230 223L224 224L222 226ZM73 234H75V232ZM67 235L69 236V234H67ZM72 236L75 237L76 235H72ZM164 236H162V237H164ZM79 237H80V235H79ZM75 238H77V237H75ZM81 239H79V240H81ZM89 239H90V237H89ZM90 240H92V239H90ZM88 242H90V243H88ZM60 243H61V241H60ZM56 246H58V245H56ZM173 249H171L172 252L170 253V256L173 253ZM56 255H57V253H56ZM44 257H46V256H44ZM49 257L51 258V256H49ZM50 258H48V259H50ZM158 259H160V260H158ZM169 259L170 258H168V260ZM157 261H158V263H157ZM162 261H160V262L162 263ZM161 263H159V264H161ZM163 264H165V263L163 262Z\"/></svg>","mask_w":264,"mask_h":264}]
</instances>
